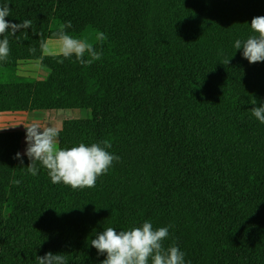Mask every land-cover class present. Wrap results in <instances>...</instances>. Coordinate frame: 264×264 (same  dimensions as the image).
<instances>
[{"label": "trees", "instance_id": "16d2710c", "mask_svg": "<svg viewBox=\"0 0 264 264\" xmlns=\"http://www.w3.org/2000/svg\"><path fill=\"white\" fill-rule=\"evenodd\" d=\"M3 5L6 20L32 26L10 37L9 58L0 61V114L89 110L76 130L60 131L58 146L108 140L120 159L92 188L53 184L39 162L32 175L29 158H15L26 131L0 129V207L13 206L0 215V264H37L49 251L68 264H101L106 253L91 239L145 220L168 227L164 246H178L185 264H264V123L251 103H264V61L249 63L234 48L254 34L251 19L264 16V0ZM67 21V34L88 38L100 60L85 66L74 55L42 53L41 42L57 39ZM23 61H38L46 75L19 73ZM140 109L156 115L140 117Z\"/></svg>", "mask_w": 264, "mask_h": 264}, {"label": "clouds", "instance_id": "9594fccd", "mask_svg": "<svg viewBox=\"0 0 264 264\" xmlns=\"http://www.w3.org/2000/svg\"><path fill=\"white\" fill-rule=\"evenodd\" d=\"M10 8L7 5L0 6V61L9 58L10 37H15L18 32L32 26V21L25 19L20 23L6 20L10 16ZM250 27L253 35L245 40L237 39L234 48L242 49V56L249 63L264 61V16H255L251 19ZM71 28V21L65 22L58 30V48L54 53L56 57L70 58L73 55L77 62L89 66L94 61L100 60L103 53L98 51L95 44L88 38H76L67 34L65 29ZM27 38V33H24ZM107 39L104 32H96V43L103 44ZM41 51L44 54L53 55L48 46L42 41ZM30 53H35L36 48H29ZM232 56V55H231ZM229 56V57H231ZM229 57L223 60V64H229ZM57 62L63 63V59ZM252 115L264 123V103L256 105L252 99ZM26 148L24 154L29 158L28 172L37 174V162L48 170L51 182L58 184L63 182L73 189L92 188L97 177L105 174L113 161H119L116 156L107 149L111 148L108 140L99 143L85 145L79 143L70 148L58 146L60 128L56 126L41 125L38 122L25 125ZM4 128V127H0ZM21 153L17 152L15 158L20 159ZM21 164L23 160L21 159ZM12 183L19 184V180ZM169 237L168 227L154 229L150 221L145 220L139 227H131L117 232L113 227H107L91 239L90 244L97 249L98 254L106 253V258L101 264H185V253L174 243L164 246V241ZM37 264H68L62 253L46 252L43 256H37Z\"/></svg>", "mask_w": 264, "mask_h": 264}, {"label": "crops", "instance_id": "0c3cea01", "mask_svg": "<svg viewBox=\"0 0 264 264\" xmlns=\"http://www.w3.org/2000/svg\"><path fill=\"white\" fill-rule=\"evenodd\" d=\"M53 110V109H51ZM59 110V109H55ZM39 110H26V111H4L0 114V128L1 130L19 129L26 131L24 124L28 125L33 122H38L41 125H47L54 123L61 131H73L77 129L78 121L81 117H64L63 114H50L46 116H40L36 114ZM88 115L91 111H87ZM26 141L25 135L21 138L19 152L21 155H25Z\"/></svg>", "mask_w": 264, "mask_h": 264}, {"label": "rangeland", "instance_id": "374dc122", "mask_svg": "<svg viewBox=\"0 0 264 264\" xmlns=\"http://www.w3.org/2000/svg\"><path fill=\"white\" fill-rule=\"evenodd\" d=\"M45 44L48 46L50 53H55L58 48L57 39H47ZM19 73L24 75H30L35 78H42L46 75V69L41 66L38 61H23L19 64ZM88 110L85 109H59V110H39L36 111L37 115L46 116L50 114H63L64 117H88ZM138 115L144 118H154L156 115L153 109H140ZM48 126H56L54 123L48 124ZM58 127V126H56ZM13 209V206L9 204H2L0 207V215L3 216Z\"/></svg>", "mask_w": 264, "mask_h": 264}]
</instances>
